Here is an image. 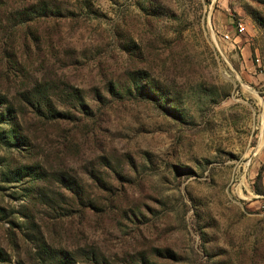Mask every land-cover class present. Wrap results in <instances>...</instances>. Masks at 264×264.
<instances>
[{
    "label": "rangeland",
    "instance_id": "rangeland-1",
    "mask_svg": "<svg viewBox=\"0 0 264 264\" xmlns=\"http://www.w3.org/2000/svg\"><path fill=\"white\" fill-rule=\"evenodd\" d=\"M263 209L264 0H0V264H264Z\"/></svg>",
    "mask_w": 264,
    "mask_h": 264
},
{
    "label": "built area",
    "instance_id": "built-area-1",
    "mask_svg": "<svg viewBox=\"0 0 264 264\" xmlns=\"http://www.w3.org/2000/svg\"><path fill=\"white\" fill-rule=\"evenodd\" d=\"M238 30L239 31H242V30H244V26L241 24V23H238ZM227 37V36H226ZM263 214H264V209H263Z\"/></svg>",
    "mask_w": 264,
    "mask_h": 264
}]
</instances>
